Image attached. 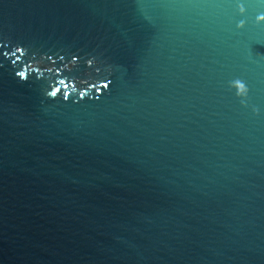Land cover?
<instances>
[{"label": "water", "instance_id": "water-1", "mask_svg": "<svg viewBox=\"0 0 264 264\" xmlns=\"http://www.w3.org/2000/svg\"><path fill=\"white\" fill-rule=\"evenodd\" d=\"M0 264H264V0H0Z\"/></svg>", "mask_w": 264, "mask_h": 264}]
</instances>
